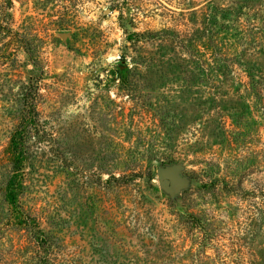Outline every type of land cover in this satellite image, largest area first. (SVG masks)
<instances>
[{
  "label": "rangeland",
  "instance_id": "rangeland-1",
  "mask_svg": "<svg viewBox=\"0 0 264 264\" xmlns=\"http://www.w3.org/2000/svg\"><path fill=\"white\" fill-rule=\"evenodd\" d=\"M212 1L0 0V264L44 253L5 200L30 83L22 205L53 264H264V85L195 68ZM173 164L189 183L176 199L158 177Z\"/></svg>",
  "mask_w": 264,
  "mask_h": 264
},
{
  "label": "trees",
  "instance_id": "trees-1",
  "mask_svg": "<svg viewBox=\"0 0 264 264\" xmlns=\"http://www.w3.org/2000/svg\"><path fill=\"white\" fill-rule=\"evenodd\" d=\"M228 2L229 5L224 6L219 4L218 0L211 2L215 19L211 20L212 26L207 30L210 32V37L206 42L196 41L194 44L196 48L200 47L198 42L203 48L206 46L210 48L211 62L209 65V62L199 59L194 66L202 72L201 74H205L212 66L211 75H215L216 80L220 78V72H223L224 76H227L226 72L236 75L243 72L249 78L248 86H253L255 90L257 86L264 85V0H228ZM219 14L226 22L221 24L218 21ZM145 36L135 33L129 38L140 40ZM127 71H129L128 67H119L116 71L117 76L125 84L129 79ZM217 83H214L215 89L219 88ZM38 94L37 86L30 83L22 100L20 123L7 149L12 163V175L5 187V200L10 208L14 225L29 230L36 244L41 248L39 250L44 251L37 264H53L49 236L41 229L37 219L29 215L22 205L26 167L30 159L29 142L35 134H39ZM196 220H200V217Z\"/></svg>",
  "mask_w": 264,
  "mask_h": 264
},
{
  "label": "water",
  "instance_id": "water-1",
  "mask_svg": "<svg viewBox=\"0 0 264 264\" xmlns=\"http://www.w3.org/2000/svg\"><path fill=\"white\" fill-rule=\"evenodd\" d=\"M183 172L184 166L182 164L160 166L158 168L160 186L173 199H176L188 187L189 183Z\"/></svg>",
  "mask_w": 264,
  "mask_h": 264
}]
</instances>
